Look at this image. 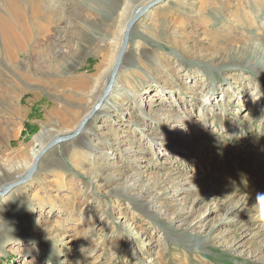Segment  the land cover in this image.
I'll use <instances>...</instances> for the list:
<instances>
[{"label": "rangeland", "instance_id": "rangeland-1", "mask_svg": "<svg viewBox=\"0 0 264 264\" xmlns=\"http://www.w3.org/2000/svg\"><path fill=\"white\" fill-rule=\"evenodd\" d=\"M17 1L0 0V20L58 60L70 80L60 98L89 113L81 129L55 126L45 109L23 119L0 98V191L38 150L35 172L0 195V264H264L251 209L264 193V0H165L138 17L113 80L123 101L113 82L101 97L125 25L150 0ZM1 35V92L37 89ZM33 56L13 64L37 73ZM51 135L61 140L48 148ZM245 196L248 208L228 210Z\"/></svg>", "mask_w": 264, "mask_h": 264}, {"label": "bare ground", "instance_id": "bare-ground-1", "mask_svg": "<svg viewBox=\"0 0 264 264\" xmlns=\"http://www.w3.org/2000/svg\"><path fill=\"white\" fill-rule=\"evenodd\" d=\"M27 1V0H26ZM151 1V0H150ZM149 1V2H150ZM169 1V0H168ZM147 2V3H149ZM141 4L137 7V9L135 10L138 11V10H142L143 7L147 4ZM15 5L16 7L18 8V11L20 6H19V2L16 0L15 2ZM38 3L36 2V0L33 1V7H38ZM155 7V6H154ZM17 10V9H16ZM17 12V11H16ZM135 12L132 14V16L135 14ZM15 13V12H14ZM22 13V12H21ZM131 16V17H132ZM25 17V16H24ZM26 19V18H25ZM130 19V18H129ZM24 20V19H23ZM27 25L26 26H29L31 25L30 22L27 20V22H25ZM24 23V25H25ZM26 26H23V27H26ZM10 25L7 26V24L3 21V20H0V32L2 33L3 35V42H4V46H5V49H6V57L8 56L9 58V63L11 64L12 62V66H13V69L16 73H19V75L21 76V80L24 82V83H28V84H33L34 86H36L37 89H32V90H28L26 88L22 89L19 94H14L13 90H8L7 93L5 92H1V88H0V98L2 97L3 99L5 98L10 104L11 106V109L13 110V112H15L17 115H21V117L24 119L27 114L30 115V118L29 120H33V117L34 114L37 115L38 114V110L35 111L34 110V114L32 112V110L36 107L38 108H43V110L45 109L46 111V114H48V118L51 119L52 121H50V124H54L55 126L56 125H59L61 122L64 124V125H67V124H74L76 122H79L78 125H80L81 122H84L86 120V116H88V113L87 112L84 116H81L83 115L84 111H87L84 106H82V111L78 113V111H73V110H70L69 108H67L66 106V103H64L62 101V99L60 98V94H63L61 93L62 89L65 88L64 85V82H70V80L68 79H63L62 80V76L63 74H61V71H60V67H61V64H59L58 60H53L49 55H48V52L47 50L44 48V47H39V45L37 44V42L34 41L35 37H33L30 33L28 34L27 31L24 32V39H25V42L21 41L20 39H22L23 37H21V35H17L15 33H13L10 29H9ZM28 28V27H27ZM125 28V27H124ZM26 30V29H25ZM124 32V30H123ZM32 33V32H31ZM1 35V37H2ZM123 36V35H122ZM33 40V41H32ZM33 42H35L36 45L33 44ZM122 42V40H121ZM121 46V44H120ZM3 49V48H2ZM120 50V48H119ZM25 51H29L31 52L33 56V59L35 60L36 64L38 65V72L36 73V71H32L29 67L28 68H25L24 70H21L19 71V68L17 66H15L13 63L16 61L15 58L19 55V53H22V52H25ZM5 52V51H4ZM119 52V51H118ZM3 54V53H2ZM5 54V53H4ZM29 54V53H28ZM54 55V54H53ZM118 55V54H117ZM122 55V54H121ZM64 56V55H63ZM54 58V57H53ZM7 59V58H6ZM18 59V58H16ZM30 59V58H29ZM71 59V58H70ZM33 60V61H34ZM61 59H59L60 61ZM11 61V62H10ZM69 61V58L66 60V62H64L65 64H68L70 62ZM34 62V64H35ZM26 63V62H25ZM9 65V64H8ZM92 65V64H91ZM11 66V68H12ZM20 66V65H19ZM94 67V66H93ZM97 66H95L94 68H96ZM21 68V67H20ZM98 71V70H96ZM117 74V73H116ZM1 77V76H0ZM2 78V77H1ZM3 79V78H2ZM1 79V80H2ZM20 80V81H21ZM2 82V81H1ZM45 82V83H44ZM77 82V81H76ZM4 83V81H3ZM6 84V83H5ZM8 84V83H7ZM38 84H41V86H38ZM80 84V83H79ZM79 84H77L76 86H80ZM113 88L116 87L118 85L117 82H114L113 81ZM9 85V84H8ZM17 85V84H16ZM4 86V85H1V87ZM121 89V91H123L120 95L116 96L118 97V99L120 100H125L126 96L123 94V93H127V91L120 85H118ZM62 88V89H59V88ZM82 88V86H80ZM4 88V87H3ZM8 88V87H7ZM10 88V87H9ZM77 89V88H75ZM48 90H52L51 92L53 93V97L52 99L48 98V99H45L44 97H42L41 95V92H44V93H47ZM71 93L69 95H72L73 93H79L81 92V94L83 93H86L84 91H79V90H74V89H70ZM74 90V91H73ZM16 91V90H15ZM29 91H33V92H29ZM66 91V90H65ZM64 91V92H65ZM38 92V93H37ZM40 92V93H39ZM5 93V95H4ZM25 94H29L28 98H27V108L29 111H27L23 106H22V98ZM109 94V93H108ZM107 94V95H108ZM45 94H43L44 96ZM95 95V94H94ZM74 96V95H73ZM88 98V99H93V93H90L89 95H83V97ZM1 98V99H2ZM66 98H69L68 96L65 97ZM106 98V97H105ZM105 98H103V93H102V97H101V101L102 100H105ZM0 99V100H1ZM82 99V98H81ZM24 100V99H23ZM101 101H99L98 103H100L101 105ZM110 101V102H109ZM107 103H106V106L107 105H110L111 106V100H109ZM4 100L2 101V104ZM15 102H18L17 106L14 104ZM81 102V101H80ZM114 103L118 104L117 101L113 100ZM1 103V102H0ZM97 103V104H98ZM104 103V104H105ZM96 104V105H97ZM6 105V104H5ZM70 105V104H69ZM72 105V104H71ZM2 106V105H1ZM21 106V107H20ZM71 107V106H70ZM101 106L100 108H98L95 112V115L96 116H100L103 117L104 116V112L105 110L102 109ZM42 110V111H43ZM81 110V109H80ZM99 114V115H98ZM42 115V114H41ZM45 115V114H44ZM20 117V118H21ZM82 118H84V120H82ZM53 120H54V123H53ZM78 120V121H77ZM116 120V119H115ZM31 122V121H30ZM42 122V121H41ZM48 122V121H47ZM83 127V126H82ZM81 127V128H82ZM80 128V129H81ZM20 133V132H19ZM162 135H164V137H166V133L163 131L162 132ZM17 136V135H16ZM15 136V138H16ZM86 136V135H81V138L83 139V137ZM59 137H57L56 135H51V138L48 142H51L52 140H55ZM14 139V138H12ZM15 141V140H14ZM85 143H89V142H85ZM109 142H105V141H100L98 143V146L99 148L97 149H105L107 147H109ZM46 144V143H45ZM43 144V146L45 145ZM19 145V144H18ZM18 147V146H16ZM93 149L95 148V146L93 145L92 146ZM15 148V147H13ZM19 148V147H18ZM84 148V147H83ZM43 149V147H41V150ZM96 149V148H95ZM106 152V151H105ZM38 154V150H35V152L32 154V161L35 160V156ZM106 154V153H105ZM104 154V155H105ZM14 155H11L10 158H13ZM35 158V159H34ZM32 164L31 166H28L24 172L23 175H25L27 173L28 170H30L32 168ZM15 168V167H14ZM37 166L33 169V173L35 172ZM12 169H8L7 171H11ZM15 172V171H14ZM23 175H21L20 177H22ZM19 176V175H18ZM18 177V178H20ZM129 178H132V177H129ZM28 180V179H27ZM26 180V181H27ZM25 182V181H24ZM22 182V183H24ZM22 183H19L18 185L22 184ZM16 185V186H18ZM150 185V184H149ZM14 186V187H16ZM13 187V188H14ZM3 187H1L2 189ZM12 189V188H11ZM10 189V190H11ZM146 189V187L144 188ZM155 189V188H154ZM9 190V191H10ZM147 194H149V196H152L153 193H154V190H151V189H147L145 190ZM156 198L155 197H151V198H148L147 197V200H144L145 204L147 205V208H150L152 206H154L155 200ZM251 203V201L245 197H242L238 200H236L235 204L232 205L230 208H228V210H230V212L234 213L236 210L238 209H243V208H248L249 207V204ZM235 214H238V212H236Z\"/></svg>", "mask_w": 264, "mask_h": 264}, {"label": "water", "instance_id": "water-1", "mask_svg": "<svg viewBox=\"0 0 264 264\" xmlns=\"http://www.w3.org/2000/svg\"><path fill=\"white\" fill-rule=\"evenodd\" d=\"M165 0H151L149 3H147L142 10H138L135 12V14L130 17V19L128 20L127 24L125 25V28H124V32H123V36H122V42H121V46H120V50L118 52V55H117V61L115 62V65L113 67V70L110 74V78H109V82L106 86V89L104 90L103 92V98H105L111 88V83L113 82L114 80V77H115V74L117 72V67H118V59L120 58L121 59V54H123V51L125 50L126 46H127V42H128V37H129V33H130V29H131V26L133 24V22L138 18L140 17L141 15L145 14L147 11H149L151 8H153L154 6L164 2ZM100 105V103H98L96 105V108ZM81 128V124L79 126ZM77 131V130H76ZM61 140V138H57L55 139L53 142H51L48 146L51 147V146H54L57 142H59ZM37 159L36 158L33 162V166L30 170L27 171V173L25 175H23L22 177H20V179H18L17 181L15 182H12L11 184L7 185V186H4L2 188V190L0 191V195H5L9 192V190L11 188H13L14 186L18 185L19 183H22L24 181H26L29 176L31 175L33 169L36 167L37 165Z\"/></svg>", "mask_w": 264, "mask_h": 264}, {"label": "clouds", "instance_id": "clouds-1", "mask_svg": "<svg viewBox=\"0 0 264 264\" xmlns=\"http://www.w3.org/2000/svg\"><path fill=\"white\" fill-rule=\"evenodd\" d=\"M254 220L261 226H264V193H257L255 195L254 203L251 207ZM85 236L84 238H87Z\"/></svg>", "mask_w": 264, "mask_h": 264}]
</instances>
